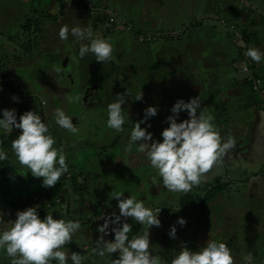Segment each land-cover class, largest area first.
Returning a JSON list of instances; mask_svg holds the SVG:
<instances>
[{
    "label": "rangeland",
    "instance_id": "1",
    "mask_svg": "<svg viewBox=\"0 0 264 264\" xmlns=\"http://www.w3.org/2000/svg\"><path fill=\"white\" fill-rule=\"evenodd\" d=\"M147 1L0 0V109H15L17 119L24 111H35L49 126L55 140L53 147L63 149L68 165L67 172L54 186L43 187L42 178H35L13 164L10 143L20 130L0 135V151L8 154L6 160L0 161V212L4 220L0 221V227L14 220L17 210H23L15 208L19 200L33 197L37 190L61 188L62 195L54 201L34 196L32 206L37 207L41 218L53 210L54 218L78 220L80 231L62 249L66 253L78 252L82 264H107L105 259L116 254L98 257L95 247L100 235L98 225L119 214L117 200L112 196L122 193L121 198L131 194L143 199L140 197L145 195L144 199L152 196L146 200V207L153 212L160 209V225L149 229V243L150 251L155 249L163 264H170L182 245L195 250L207 239L223 242L235 261L242 254L251 253L252 264H262L264 181L248 185L259 187L263 194L262 199L256 197L251 201L257 208L252 212L251 203L245 201L250 200L247 187L238 186L236 179L244 174L247 181L254 166L250 168L246 161L241 163L244 168L234 172L235 175L231 173L230 179L227 176L230 169L221 167L218 159L198 185L186 193H172L159 182L151 183L155 170L144 154L137 153L135 146L130 153H124L123 148L131 125L143 117L145 108L155 106L158 111L141 127L153 134L152 139L160 140L162 129L168 126L166 117L171 114L172 104L177 99L188 101L195 96L200 107L219 120L215 123L213 119V124L221 141L230 139L231 146L241 154L253 137H258L260 129L264 135V59L255 63L244 55L248 47L264 52V6L250 0ZM226 5L235 7L232 15L225 16L222 12ZM123 8H129L128 20L122 12L120 16ZM100 17L102 25L94 30ZM113 22L117 25L106 31V24ZM86 24L93 36L110 39L115 59L97 62L91 54L80 59L76 53L83 42L74 43L71 36L66 41L59 40L57 32L62 25ZM67 60L78 81L75 88L69 86L74 83L68 76L70 84L65 75L53 71L55 67L62 69ZM193 62L199 64L193 66ZM221 62L227 69L223 76L217 72L219 66L212 71ZM246 77L255 79L252 88L245 85L233 89L237 80ZM211 82L213 85L209 87ZM90 89L96 90L99 99L96 106L85 105ZM217 89L225 90L223 98L215 93ZM126 91L128 95L122 105L126 117L124 130L116 133L105 125L106 105L117 93ZM208 91L210 94H206ZM138 95H142L139 100L135 99ZM13 96L18 99L14 101ZM217 103L220 108L210 110ZM57 108L73 118L78 128L76 134L54 125L52 114ZM186 118L187 112L182 111L177 121ZM82 146L86 152H79ZM260 152L264 156V149ZM83 174L89 177L91 186L82 184ZM103 192L106 197L102 198L99 195ZM154 193L157 195L153 196ZM23 195L25 198H19ZM62 196L65 201H61ZM166 198L173 204L162 200ZM169 205L179 210L174 211ZM179 212L186 223L176 224V236L172 238L169 229L176 223ZM121 222L131 225L129 238L147 230L131 218H121ZM114 226L118 224L110 223L109 229ZM104 238L112 239V232ZM0 264H9V258L0 254Z\"/></svg>",
    "mask_w": 264,
    "mask_h": 264
},
{
    "label": "clouds",
    "instance_id": "2",
    "mask_svg": "<svg viewBox=\"0 0 264 264\" xmlns=\"http://www.w3.org/2000/svg\"><path fill=\"white\" fill-rule=\"evenodd\" d=\"M57 36L60 41H66L71 36L74 43L83 42L79 43L76 53L80 59L89 54L102 63L115 59L110 39L93 36L90 25H62ZM244 55L255 63L264 59V52L255 47H248ZM53 71L59 74L62 69L55 67ZM127 95V91L125 94L117 93L106 105L105 125L116 133L124 130L126 117L122 105ZM141 98L142 95H138L135 99ZM12 99L15 101L18 98L13 96ZM157 111L155 106L144 109L143 117L131 125L123 152L130 153L135 146V151L144 154L150 167L155 170L151 178L153 185L159 182L168 192L186 193L201 182L203 175L231 147L232 142L230 139L221 141L213 124V115L200 107L196 96L188 101L177 99L172 104L171 114L166 117L168 126L162 129L160 140L152 139L153 134L141 127ZM182 111L187 112V118L178 122L177 117ZM52 117L57 128L73 135L78 132L73 118L62 108L55 109ZM13 129L20 130L10 143L13 164L35 178H42L43 187L54 186L67 172L68 165L63 149L53 147L55 140L49 126L35 111H24L17 119L15 109H0V135H8ZM7 157V153L0 151V161ZM121 195L116 193L112 196L117 200L119 214L97 227L100 235L96 239L95 254L103 258L112 257L115 253L110 264H163L162 256L155 249L151 248L150 251L149 243V229L160 225V209L153 212L142 199L131 194L121 198ZM0 214V221H4L3 213ZM129 217L147 230L129 238L131 225L121 222V218ZM9 221V224L0 227V254L9 258V264H51L52 261L55 264H82L83 258L78 252L66 253L62 249L80 231L78 220L63 216L54 218L53 210L41 218L37 207L29 206L17 210L15 219ZM110 223L118 226L109 229ZM185 223V218L178 217L176 223L170 226L169 236L175 238L176 224L183 226ZM109 231L113 238L105 239ZM252 260V254L245 253L239 261H235L232 251L223 242L207 239L195 250L182 245L172 256L170 264H252Z\"/></svg>",
    "mask_w": 264,
    "mask_h": 264
},
{
    "label": "crops",
    "instance_id": "3",
    "mask_svg": "<svg viewBox=\"0 0 264 264\" xmlns=\"http://www.w3.org/2000/svg\"><path fill=\"white\" fill-rule=\"evenodd\" d=\"M219 1V3H220V0H218ZM250 1H252V2H254V3H257V4H259V5H263L264 6V0H250ZM148 3L149 2H151L152 3V0H148L147 1ZM153 5V4H152ZM228 6H231V5H226V7H222V12H224V13H226V15L225 16H229L230 14L232 15V11L235 9V7H228ZM125 8H123V9H121L120 10V13L122 12L123 14H124V19L125 20H128L129 19V14L127 13V11L129 12V8H127V9H125V12H123L122 10H124ZM231 9V12H229L228 10H230ZM120 14V16H122L123 14ZM210 13V12H209ZM207 13H205V15H206ZM257 46H260L259 44H256ZM34 50V49H33ZM32 49L30 50L31 52L33 51ZM31 52H29V53H31ZM24 55H26V54H24ZM23 55V56H24ZM27 55H30V54H28L27 53ZM193 64V66H195L196 64H199V63H196V62H193L192 63ZM202 65V64H201ZM217 66H219V70H217V72H220V74L222 75V74H226V72L225 71H227V69H224L225 68V65H223L222 64V62L221 63H218L217 65H215V68L212 70V71H215V69H217ZM204 67V66H203ZM206 68V67H205ZM37 72H38V69H37ZM176 73H178V72H176ZM223 76V75H222ZM238 79V78H237ZM238 83H240L239 82V80H237V82H235L234 84H235V87L233 88V89H236L238 86H237V84ZM210 85V86H209ZM209 87H211L212 85H213V83L211 82V84L209 83ZM238 89V88H237ZM236 89V90H237ZM215 91V93H217L219 96H221V98H223V94H224V92H225V90H222V89H217V90H214ZM234 91V90H233ZM206 94H210V92L208 91V92H206ZM91 106V105H90ZM89 106V107H90ZM217 107L219 108V105H218V103L216 104V106H214L213 108H211L210 110H212V111H214V110H217ZM222 108V107H221ZM223 110H225V107H224V109ZM226 112V111H225ZM216 120V119H215ZM180 121V120H179ZM178 121V122H179ZM217 121V120H216ZM215 121V122H216ZM227 122L225 123L224 122V124H227L228 123V119L226 120ZM227 129V128H226ZM227 130H230V128H228ZM261 130L262 129H260V131H259V133H258V137L256 138V136L255 137H253V140H252V142L250 141L248 144H247V147L246 148H244V150H243V152H242V154L239 152V150H238V148H234V146H231L230 148H228L218 159H220V161H219V164H220V166L221 167H225V168H227L228 167V169H230V171H228V173H229V175H227V176H229L230 177V179H231V173L232 174H234V172H236V171H240V169H242V167L244 168V166H243V164H241V163H243V162H245L246 161V164L248 165V166H250V168L251 167H253L254 166V168H253V170H250L251 171V173L249 174V175H247V181L245 180V179H243V175L244 174H242L241 176H238L236 179H238V186L240 185V186H244V185H246V187H247V195H248V199H250V200H245V201H247V204L249 203H251V207H250V209H251V211L252 212H254L257 208L256 207H253V206H255V204H252V202L251 201H253L254 202V200H255V198L256 197H259L260 199H262L263 198V194H262V192H260V189H259V187H255V186H248V185H255V184H261L260 183V181H264V156H262L260 153V150L261 149H264V135H262V132H261ZM256 132V131H255ZM254 132V133H255ZM250 137V136H249ZM248 137V138H249ZM257 148H259V149H257ZM86 148L84 147V146H82V148L80 149V151L79 152H86ZM260 152V153H259ZM240 153V154H239ZM261 159H262V161H261ZM259 161H261L259 164H257ZM249 168V167H248ZM259 168V172H256V170ZM235 175V174H234ZM233 177H235V176H233ZM89 179V177L88 176H86L85 174H83V176H81L80 177V180H81V182H82V184L84 183L85 185H87V186H91V185H89V182H90V180H88ZM219 180V178L217 179L216 178V181H218ZM259 181V182H258ZM100 183V182H99ZM92 185H95V184H92ZM97 185H100V184H98L97 183ZM205 185H207V184H205ZM96 190H98V188H96ZM95 190V191H96ZM46 192V191H48L47 189H45V190H37V191H34V192ZM33 192V193H34ZM31 195V194H30ZM30 195H26V196H30ZM106 195V193H102L101 195H99V196H101L102 198L103 197H106L105 196ZM157 194H153V196H156ZM111 196V195H110ZM149 196V195H148ZM20 197H22V199L23 198H25L24 197V195L23 196H19V198ZM144 197H145V195L143 196H141L140 198H143L142 200L144 201V203L146 202V200L147 199H150V198H152V196H150V198H147V199H144ZM151 200H154V199H151ZM163 201H169V203H170V205L171 204H173L172 203V200L171 199H168V198H166V199H162ZM263 201V200H262ZM170 205H169V207H170ZM259 205H257V207H258ZM261 206H263V205H261ZM109 209H111V207L109 208ZM167 212V214H168V216H171L172 217V214H170L168 211H166ZM81 213H83V211L81 210ZM109 214H115V213H109ZM116 215V214H115ZM176 214H174L173 216H175ZM181 215H182V213H178L176 216L177 217H181ZM130 218V217H129ZM139 224V223H138ZM137 224V225H138ZM113 258H115V257H113ZM112 258H106L105 260L107 261L106 263L107 264H110V260H111Z\"/></svg>",
    "mask_w": 264,
    "mask_h": 264
},
{
    "label": "trees",
    "instance_id": "4",
    "mask_svg": "<svg viewBox=\"0 0 264 264\" xmlns=\"http://www.w3.org/2000/svg\"><path fill=\"white\" fill-rule=\"evenodd\" d=\"M101 21H102V19H101V17H100V21L98 22V23H96V25H95V27H94V30H96V29H98L99 28V25H100V23H101ZM102 25V24H101ZM100 25V26H101ZM117 24L116 23H112V24H109V23H107L106 24V28H105V30L107 31L108 30V28L110 27H115ZM258 44L259 42H256L255 41V44ZM257 77V76H256ZM240 83H238L237 84V88H241L242 89V86H245V85H248V86H250L251 88L253 87V85H254V78L253 79H251V80H247V79H245V80H243V81H239ZM7 83H9V82H7ZM6 83V84H7ZM8 85H10V84H8ZM220 108V107H219ZM216 120H217V118H216ZM215 119H214V121H216ZM215 123H219V120L218 121H216ZM61 188L60 189H53V190H48V191H46V192H38V193H36V194H34L33 195V197L35 196V197H43V198H46L47 200H50V201H54L58 196H61L62 194H61ZM33 197H31V198H27V199H23V200H19L18 201V203L17 204H15V208H17V209H24V208H26V207H29V206H32V203H33ZM62 200L61 201H65V197H63L62 196V198H61ZM187 206V205H186Z\"/></svg>",
    "mask_w": 264,
    "mask_h": 264
},
{
    "label": "water",
    "instance_id": "5",
    "mask_svg": "<svg viewBox=\"0 0 264 264\" xmlns=\"http://www.w3.org/2000/svg\"><path fill=\"white\" fill-rule=\"evenodd\" d=\"M71 62L70 60H67L65 63H64V69L62 70V74L65 75V76H68L72 82H73V76H72V69H71ZM92 92H88L87 96H86V99H85V105L86 106H89V105H93L95 104V100H92ZM91 97V98H90Z\"/></svg>",
    "mask_w": 264,
    "mask_h": 264
},
{
    "label": "flooded vegetation",
    "instance_id": "6",
    "mask_svg": "<svg viewBox=\"0 0 264 264\" xmlns=\"http://www.w3.org/2000/svg\"><path fill=\"white\" fill-rule=\"evenodd\" d=\"M63 69H64V64H63V66H62V70H63ZM71 73H72V72H71ZM61 74H62V71H61ZM72 76H73V83H74V85H71V84H70L69 79L67 78V76H66L65 78H67V80H68V82H69V84H70L69 86H70V87L72 86L73 88H75V87H76V82H78V81H77V79H76V75H75L74 73H72ZM87 90H88V89H87ZM95 91H96V90H95ZM95 91H94L93 89H90V90L88 91V92H92V94H91V95H92V98H91V97H90V98H91L92 100H95V101H96L95 104H93V105H91V106H94V105L96 106V104H98V102H99L98 96L96 95ZM88 92H87V93H88ZM93 95H95L96 97H93ZM81 97H82V96H81ZM83 101H84V97H83V99H82V102H83ZM99 120L101 121V125H102V116L99 118ZM99 120H98V121H99ZM98 121H97V122H98ZM100 127H101V126H100Z\"/></svg>",
    "mask_w": 264,
    "mask_h": 264
},
{
    "label": "built area",
    "instance_id": "7",
    "mask_svg": "<svg viewBox=\"0 0 264 264\" xmlns=\"http://www.w3.org/2000/svg\"><path fill=\"white\" fill-rule=\"evenodd\" d=\"M245 79H247V80H251V79H253V78H251V77H250L249 79H248L247 77H246V78H243V80H245ZM254 81H255V79H254Z\"/></svg>",
    "mask_w": 264,
    "mask_h": 264
}]
</instances>
